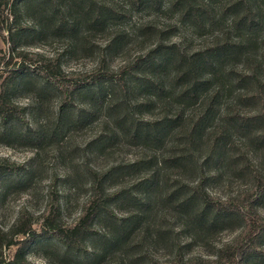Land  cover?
<instances>
[{
    "label": "trees",
    "instance_id": "trees-1",
    "mask_svg": "<svg viewBox=\"0 0 264 264\" xmlns=\"http://www.w3.org/2000/svg\"><path fill=\"white\" fill-rule=\"evenodd\" d=\"M136 2L157 4V0ZM21 3L11 0L9 11L16 15ZM166 3L177 14V22H141L137 33L155 39L132 55H120L115 66L109 53L119 47L117 39L106 45L88 70H65L58 56L19 49L18 66L0 76V119L26 120V107L15 100V92L25 72L31 71L58 93L61 113L75 102L90 111L104 105L98 133L89 142L93 160H107L110 150L120 145L139 149L129 163L87 168L86 195L69 225L61 224V208L78 190L77 184L62 189L56 182L51 184L37 218L22 206L8 226L0 225V264H34L27 249L37 232L55 237L72 252L92 247L88 264L106 257L114 264H134L145 250L144 255L132 252L133 235L144 223L143 211L157 197L158 188H164V200L175 214L169 230L173 253L161 263L150 251L145 264H246L257 252L264 237V217L258 210L264 199V37L257 42L252 33L224 38L216 33L209 44L193 46L191 41L194 34L214 27L219 9L231 13L236 28L256 31L264 24V0ZM1 5L2 0L0 16ZM241 5L245 11L239 16ZM177 23L193 32H180ZM3 31L0 24V35ZM6 35V42H13L12 34ZM4 60L0 57V69ZM233 140L239 143V157L230 151ZM228 156L233 165L239 159L241 171L249 176L246 192L221 195L209 190ZM14 168V162L1 159L0 173ZM125 201L132 209L114 225L103 224ZM234 216L243 220L237 236L204 253L203 241ZM35 223L39 230L33 228ZM150 237L154 243L164 241L165 231L158 225Z\"/></svg>",
    "mask_w": 264,
    "mask_h": 264
},
{
    "label": "rangeland",
    "instance_id": "rangeland-1",
    "mask_svg": "<svg viewBox=\"0 0 264 264\" xmlns=\"http://www.w3.org/2000/svg\"><path fill=\"white\" fill-rule=\"evenodd\" d=\"M10 1L2 0L1 5L0 24L4 31L0 35V57L5 59V63L0 69V76L5 70L18 66L20 58L15 54L19 49L58 56L65 70H88L95 65L106 45L117 39L119 47L109 53V60L115 66L120 55H132L142 45L148 46L155 39L152 35L141 36L137 33L141 22L150 21L159 25L174 24L178 20L177 14L166 7L167 0H157L156 7L139 5L136 0H21L22 7L16 15L9 11ZM244 11L245 7L241 5L236 13L240 16ZM214 16V27L194 34L191 41L193 46L209 44L216 33H221L223 38L252 33L257 42L264 37V24L256 31H247L234 26L229 12L215 10ZM177 26L185 34L193 32L188 25L177 23ZM8 33L13 36L10 44L6 42ZM32 73L25 72L22 85L15 92V100L26 107V120L0 119V161L7 159L16 165L13 170L0 173V194L3 190L0 195V225L8 226L22 206L37 218L45 205L50 185L56 182L61 189L66 184H77L78 187L62 203L61 224L66 226L75 220L81 209L88 184L87 168L114 161L117 165L129 163L139 149L120 145L110 150L107 160H93L89 154L93 146L89 142L98 133L99 123L105 114L104 105L99 103L90 111L84 104L75 102L61 113L58 93L44 83L41 76ZM83 98L88 100L87 97ZM239 147V143L233 140L230 151L238 157L241 151ZM240 166L239 159L233 165L228 156L209 185V190L221 195H237L245 191L250 179ZM163 189H156L158 195L143 211L144 223L133 235L132 252L144 255L145 250V255L135 260L134 264L148 262L150 251L155 260L161 263L172 256L169 230L175 214L169 209V202L164 200ZM126 202L120 206V210H114L111 219L104 220L103 224L112 226L131 210L133 205L128 204L127 207ZM258 210L264 217V199ZM242 224L241 217H232L223 229L203 241V252H213L218 244L234 239ZM158 225L165 231V239L154 243L150 236ZM33 228L39 230V225L35 223ZM91 249L88 247L87 251L81 253L72 252L55 237L37 232L27 249V258L34 264H88ZM12 250L7 252L11 254ZM118 256L117 253L114 258ZM98 264H114V260L106 257ZM246 264H264V237L259 241L257 252L246 259Z\"/></svg>",
    "mask_w": 264,
    "mask_h": 264
}]
</instances>
